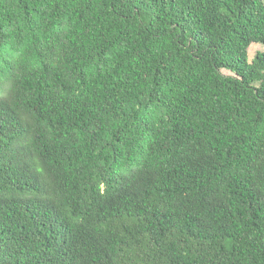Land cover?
<instances>
[{
    "label": "trees",
    "instance_id": "16d2710c",
    "mask_svg": "<svg viewBox=\"0 0 264 264\" xmlns=\"http://www.w3.org/2000/svg\"><path fill=\"white\" fill-rule=\"evenodd\" d=\"M253 44L264 0H0V264H264Z\"/></svg>",
    "mask_w": 264,
    "mask_h": 264
},
{
    "label": "rangeland",
    "instance_id": "374dc122",
    "mask_svg": "<svg viewBox=\"0 0 264 264\" xmlns=\"http://www.w3.org/2000/svg\"><path fill=\"white\" fill-rule=\"evenodd\" d=\"M264 48L262 45L260 44H253L250 46L249 50H248V57H249V60H252L254 55L259 52V51H263ZM225 74H229V72L227 71H223Z\"/></svg>",
    "mask_w": 264,
    "mask_h": 264
}]
</instances>
